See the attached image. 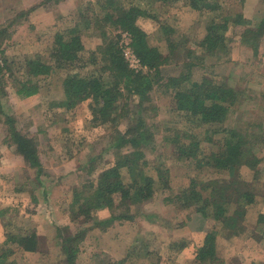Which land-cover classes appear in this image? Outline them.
<instances>
[{
    "label": "trees",
    "instance_id": "16d2710c",
    "mask_svg": "<svg viewBox=\"0 0 264 264\" xmlns=\"http://www.w3.org/2000/svg\"><path fill=\"white\" fill-rule=\"evenodd\" d=\"M62 1L41 0L28 10L20 11L14 24L26 20L38 8L55 9ZM227 1L222 4L207 0H94L77 5L74 25L51 29L53 40L48 57L34 55L27 58L21 69L1 49L9 34L7 29L0 30V92L3 95H6V83L10 82L18 98H30L41 91L44 80L66 70V76L61 77L63 99L51 107L71 109L88 102L92 128H104L108 132V149L96 154L95 149L87 145V166L82 168L87 178L73 189L68 208L70 221L78 222L80 226L74 230L69 226L57 227L56 245L60 254L57 264H77L79 245L88 232L86 225L105 229L115 223L147 218L143 207L154 198L158 186L168 193L164 202L188 215L193 212L203 221L214 223L213 229L193 245L195 264H225L217 253L220 232L226 239L251 236L264 239V231H255L264 224L263 213L256 215L254 228L245 224L247 206L257 202L251 184L259 178L261 159L258 153L264 147V109L261 115L257 113L258 117L254 109L246 111L245 121L242 115H236L237 122L226 126L228 116L232 112L236 114L235 107L242 102L245 92L240 90L237 80L234 85L230 84L233 72L218 78L207 75L208 67L204 66L207 56L213 57L216 64L230 62L228 45L231 42L237 43L242 51L248 50L251 59L264 63V9L259 6L256 15L249 20L239 8H228ZM243 1L237 0L238 5ZM154 2L170 7L181 2L199 16L208 14L203 35L194 33L193 38L183 36L173 41L172 28L159 23L156 35L159 32L165 35V52L158 46L149 45L148 35L139 21L154 18L148 13ZM90 31L99 39V44L93 50H86L81 36ZM118 32L130 35L132 51L145 70L135 73L129 68L119 47ZM170 68L174 72H168ZM156 93L168 96L164 106L177 114L176 117L184 118L188 127L182 132L176 125H165V132L172 136L163 141L173 148L172 155L178 160L189 161L193 171L225 175L228 182L203 181L194 176L187 186L174 188L168 185V171L162 168L163 165L151 167L145 150L155 151L153 130L161 126L154 121L161 108ZM252 93L245 94L251 97ZM151 113L154 117L148 119ZM0 123L6 130L4 143L14 146L15 153L33 171V182L40 188L43 166L36 136L28 131L31 123L18 127L15 116L5 114L1 101ZM208 145L210 150H204ZM102 160L105 166L93 177ZM243 168L253 172L251 181L242 178ZM29 195L31 201L37 203L32 190ZM104 212L108 213L107 217H101ZM2 217L5 216L0 211ZM134 243V247L137 244L140 247L136 257L144 256L148 245L140 236ZM38 247L37 233L22 229L8 232L0 244V264H16L8 258L18 253H36ZM172 247L179 253L188 247V242L179 239L177 243H170L169 248ZM125 263L119 261L116 264Z\"/></svg>",
    "mask_w": 264,
    "mask_h": 264
},
{
    "label": "rangeland",
    "instance_id": "374dc122",
    "mask_svg": "<svg viewBox=\"0 0 264 264\" xmlns=\"http://www.w3.org/2000/svg\"><path fill=\"white\" fill-rule=\"evenodd\" d=\"M90 1L94 0H75V2L71 0V3L73 6L74 3L81 6ZM207 1L223 4L224 0ZM226 3L228 8L232 6L231 10L239 8L243 16L249 20L256 15L259 6L264 9V0H244L240 5L237 0H229ZM23 4L24 0H0V30L7 29L9 34V39L2 42L1 49L20 69L25 60L33 58L34 55L47 58L53 40L52 31L49 29L51 26L44 25L45 22L38 14L30 13L26 20L14 24L17 14L29 9ZM33 6L34 4L31 7ZM182 6L185 5L181 2L173 7L154 2L149 7L148 13L154 18L139 21L140 27L148 35L149 45L158 46L165 52V35H161L160 32L156 35L159 23L172 28L173 41H178L183 36L192 37L194 33L198 36L203 35V27L209 15L199 16L188 10V7ZM70 12L73 13L75 10L72 9ZM68 14L66 18L71 21V15ZM11 22L13 25L9 26ZM62 22L65 23L64 26L57 27L69 26L66 25L65 19ZM159 38L162 40L160 41ZM229 38L228 36V40ZM81 39L86 50H93L99 44V39L94 37L91 31L83 32ZM228 46L231 50L230 62L216 64L213 57L207 56L204 66L211 67V69L207 68V75L218 78L233 72L234 78H230L231 85L237 80L242 92L253 91L251 97H247L243 92L242 102L235 107L236 114L232 112L226 120L225 125L230 127L235 121L237 122L236 115H242L245 121L246 111L254 109L256 117H258L257 113L261 115L264 109V63L251 59L250 52L240 50L235 42L229 43ZM170 70L174 72L171 68L168 72ZM16 74L20 75L17 72ZM66 74V70H62L57 74L58 76L44 80L41 91L30 98H18L10 82L6 83V95L0 92V101L5 114L15 116L18 127L31 123L28 131L36 136L43 166V175L40 177L42 185L38 188L33 182V171L29 170L23 159L15 153L14 146L4 143L6 130L0 123V211H3L5 216L0 218V244L5 240L6 233H15L18 229L33 231L39 237L38 252L18 253L8 258V261H14L16 264H57V259H60L59 248L56 245L57 227L69 226L74 230L80 226L78 222L70 221L68 208L73 189L82 185L87 178L82 170L87 166V145L92 146L96 154L108 149L109 146L108 132L103 130L104 128H92L88 102L75 105L71 109L51 107L53 103L63 99L61 77H65ZM156 96L160 100L158 104L161 108L155 117L151 113L148 119L154 117V121L159 122L161 126L153 130L155 151L145 150L146 158L152 164L151 167L155 169L163 165L162 168L168 171V185L174 188L187 186L189 179L194 176L203 181L219 179L228 182V177L225 175L193 171L189 161L178 160L176 155H172L173 148L171 149L163 141L164 138L172 136L171 133L165 132V125L169 124L173 127L176 125L182 132L188 127L184 118L176 117L177 114L165 107L168 96L165 97L161 93H156ZM191 132L197 133L192 130ZM203 149L209 151L210 146ZM258 157L261 159L257 175L259 178L257 182L251 184V189L257 195V202L246 208L248 219L245 224L249 223L250 227H253L257 214H264V147L258 153ZM104 162V160L98 162L93 177H96L105 166ZM241 176L249 182L253 178V172L243 168ZM19 189L20 192L17 191ZM31 190L36 195L37 203H33L30 199ZM167 194L161 190V186L157 187L154 198L143 207L144 213L148 215L147 218L145 216L131 223H115L105 229L94 228L91 224L86 225L88 232L79 245L77 264H116L119 261H125V264H195L192 260L193 245L199 243L204 234L213 229L214 223L203 221L200 215L193 212L188 215L177 210L172 204L164 202ZM107 216L106 212L101 214V217ZM255 231L263 232L264 224ZM138 236L148 245V248L145 247L147 252L140 258L136 257L139 253V245L134 247V240ZM179 239H185L188 247L178 253L175 252V248H169V245L174 241L177 243ZM217 239L218 257L224 260L225 264H264L262 237L226 239L220 232ZM129 254L133 255L129 256Z\"/></svg>",
    "mask_w": 264,
    "mask_h": 264
},
{
    "label": "crops",
    "instance_id": "0c3cea01",
    "mask_svg": "<svg viewBox=\"0 0 264 264\" xmlns=\"http://www.w3.org/2000/svg\"><path fill=\"white\" fill-rule=\"evenodd\" d=\"M40 1L41 0H24L23 5H24V7L26 6V8L28 9L33 4L35 5L36 3H40ZM74 2H75V0H74ZM76 6H77L76 3H74V6H73V4L71 3V0H64L61 3H59L55 9L48 8L46 10V8L45 9L41 8V9H37V10L33 11L32 13L38 14L39 18H41L43 20V22H45L44 25L51 26V28H49V29H52L55 27L60 28L57 26H64L65 23L62 22V20H64V19L66 20V25L69 24V26L71 27L72 25H74L73 24L74 22H72V21H73V14L76 12ZM72 9L75 10V12L71 13L70 10H72ZM68 13L69 14L71 13L70 14L71 19H72L71 21H69L66 18V17H68L67 16Z\"/></svg>",
    "mask_w": 264,
    "mask_h": 264
},
{
    "label": "built area",
    "instance_id": "2783aa9c",
    "mask_svg": "<svg viewBox=\"0 0 264 264\" xmlns=\"http://www.w3.org/2000/svg\"><path fill=\"white\" fill-rule=\"evenodd\" d=\"M119 47L122 51V56L126 63L128 64L129 68L134 71L135 73H138L142 70H145L140 62V60L137 58V56L134 54L131 48V37L127 32L120 33V42Z\"/></svg>",
    "mask_w": 264,
    "mask_h": 264
}]
</instances>
